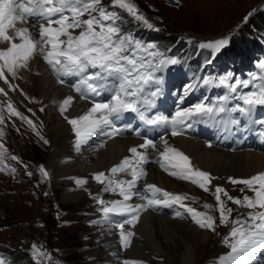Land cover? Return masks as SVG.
Masks as SVG:
<instances>
[{
  "label": "snow or ice",
  "instance_id": "snow-or-ice-1",
  "mask_svg": "<svg viewBox=\"0 0 264 264\" xmlns=\"http://www.w3.org/2000/svg\"><path fill=\"white\" fill-rule=\"evenodd\" d=\"M122 12L148 29L159 31L140 13L133 0H110L109 5L102 4V0H0V44L4 45L0 47V81L8 84L10 90H15V85L9 83L7 76L15 79L20 70L29 68L30 61L36 57L42 58L57 83L66 84L80 100L91 105L70 116L66 113L73 108L74 97L67 95L58 104L60 114L75 136L76 150L88 145L94 137L112 139L122 135L125 129L131 127L123 123L126 114L145 126L170 128L171 135L178 136L194 123L214 121L218 125H237L239 120L231 114L251 118L258 108H264V71L259 74L250 72L247 78L228 73L219 77L215 85L224 90V94L215 100L204 97L188 107H182L185 97L181 96L175 110L169 115H149L155 103L153 98L161 94V79L157 73L168 65H176L178 60L158 50L155 43L143 41L127 31L120 22ZM17 22L26 26L17 27ZM227 44L228 40L220 39L202 43L200 47L217 54ZM258 66L264 70V60H260ZM204 83L213 82L205 78ZM191 90V85L186 86L185 94ZM0 93H4L3 88H0ZM232 102L235 103L230 107ZM7 112L36 131L33 121L22 115L12 103L7 104ZM217 117L220 119L217 120ZM3 122L4 118L0 115V124ZM252 123L264 127V120H252ZM3 135L0 130V136ZM141 138L143 143L129 147L127 152L130 155H125L114 164L108 170V175L98 172L92 177L104 185L102 191L116 193L121 198L105 201L99 196L95 197L101 205L98 211L101 212L102 221L93 223L104 222L111 228L120 229L118 243L122 249H127L135 233L126 230V225L135 227L141 212L149 208H169L174 210L175 217H190L201 229L216 233L219 225L229 228L221 240L229 250L212 264H259L264 256V172L249 178L230 176V183L245 186L241 192L247 189L253 193L252 196L243 195L242 199L234 198L222 186L213 184L217 177L196 167L188 155L171 146L164 137H160L162 150L154 140L143 135ZM41 139L45 144L49 142L42 136ZM99 146L103 147V143ZM208 147H212V144L209 143ZM3 149L4 145L0 144V150ZM154 154L158 155L156 162L160 168L169 176L188 181L205 193L214 188L211 194L215 198V206L205 202L202 205L205 211H198L185 203L189 199L195 203L198 198L189 197L186 193H172L144 181L147 176L145 165ZM40 172L45 178L49 175L43 166ZM86 182L76 180L78 185ZM222 195L238 208L248 209L247 213L233 218V209L227 207ZM134 198L142 203H130ZM213 207L219 213V224L217 217L209 211ZM33 254L35 264H43V259H50L47 252L37 250L35 245ZM0 264H4V261L0 260ZM122 264L143 262L125 260Z\"/></svg>",
  "mask_w": 264,
  "mask_h": 264
},
{
  "label": "rangeland",
  "instance_id": "rangeland-1",
  "mask_svg": "<svg viewBox=\"0 0 264 264\" xmlns=\"http://www.w3.org/2000/svg\"><path fill=\"white\" fill-rule=\"evenodd\" d=\"M133 2L137 5L140 13L159 31L148 29L142 23L129 17L126 12H122V21L120 22L124 28L134 35L136 32L139 36L150 38L146 39V42L155 43L158 50L178 60L176 65H168L157 73L161 81L171 85L182 81L188 83V78L191 80L189 77L191 76L192 88L196 84L201 85L196 86V89L202 92L205 97L218 94L217 91L208 89L216 87L219 77L228 73L234 77L238 76L231 72L234 66L233 60L226 57L223 62H220L218 60L221 56L217 57L219 53L213 54L211 49L201 48L200 44L220 39L228 40L229 44L234 33L238 32L240 35L246 33L245 26L249 24L251 17L256 12L264 10V0H133ZM109 3L110 0H102L104 5H109ZM18 25L19 22L16 26ZM160 31H164V36L169 35L180 39V45L178 47L170 46L167 40L158 37ZM258 34L261 36L252 38L255 41L258 39V43L263 47L264 33ZM137 38L145 41L143 37ZM250 49L251 46H248L246 53L249 55L245 60V63L250 67L241 70L242 78H247L250 72L259 74L264 71L258 66V62L264 60V48H255L253 51ZM200 54L205 58V61L210 59H213L214 62L218 61L215 67L209 66L210 62L205 63V69L208 68V70L206 75L201 78H199L200 72L197 68L192 72V65L189 62ZM237 72L238 70L235 71V73ZM7 78L10 84L15 85V90H10L8 84L0 81V88H3L6 93V95L0 93V115L4 118L3 124H0V130L4 133L3 136H0V144L4 145V149L0 150L3 152V155L0 156V169H3L0 170V260H3L4 264H35L36 258L33 254V245H35L37 250L48 253L50 259H43V264H105V248L98 243L99 231L97 227H111L93 223L99 221L100 216L102 217L101 212L98 211L101 205L97 203L95 197L99 196L105 201L121 198L116 193L102 191L104 185L92 178L94 173H89L87 179L94 183L95 188L83 186V193L80 196L65 199L67 191L74 185L73 178L65 181L64 179L67 177L56 180L50 174L47 178L42 175L41 166L48 172L50 143L45 144L41 139L42 136L49 141L41 118L34 114L37 112L38 106L34 101H27L26 104L23 101H16L10 92H20L21 87L17 81L21 76L18 75L15 79L11 76H7ZM205 78L213 83L206 85ZM247 90L244 89V91ZM191 102H194V99ZM8 103H12L22 115L32 120L36 131L19 118L10 116L7 112ZM37 131L39 135H37ZM118 138H127L143 143V140L139 138ZM171 143L180 149L176 142L172 141ZM159 149L162 150L161 147ZM12 157H16V159L14 160ZM155 157L158 155L154 154L150 161ZM214 185L222 186L234 198L242 199L245 194L253 195L247 189L241 192L244 185L231 184L239 188L236 190L228 187L227 183L214 182ZM195 187L202 191L197 186ZM179 190L172 193H186L189 197L198 198L195 203L191 199L185 201L186 204L188 203L198 211H205L202 207L205 202L215 206V198L211 194L214 188L209 193L199 192L197 195L192 194L191 196L183 184H180ZM234 191L236 192L233 193ZM221 198L227 207L233 209V218L241 213H247L248 209L238 208L223 195ZM135 199L138 200L134 198L133 201ZM136 200L135 202H137ZM158 210L161 211L162 217L167 219L183 221L187 219L165 214L163 208ZM180 211L183 210L180 209ZM209 211L214 217H217V224H219V213L215 211L214 207ZM130 228L125 227L126 230L131 231ZM111 230L119 240L120 229L111 228ZM202 230L208 234L202 241L205 242L203 247L196 251V262L197 264H212L217 257L229 250L221 243L222 237L229 228L219 225L216 233L206 229ZM158 234L160 242L164 237L162 233L158 232ZM136 235L138 236H135L136 238L133 236L132 239H135L140 254L132 257L124 253L130 248L122 250L119 245L121 252L118 253L117 264H122L125 260L141 261L143 264H183L181 260L183 247L180 246L181 238L178 236L173 235L170 241L162 240L164 249L169 251V255L166 257L162 251L153 246L149 239L147 240L146 236H142V233ZM175 242L178 245H174Z\"/></svg>",
  "mask_w": 264,
  "mask_h": 264
},
{
  "label": "bare ground",
  "instance_id": "bare-ground-1",
  "mask_svg": "<svg viewBox=\"0 0 264 264\" xmlns=\"http://www.w3.org/2000/svg\"><path fill=\"white\" fill-rule=\"evenodd\" d=\"M24 26L26 25L19 22L17 27ZM0 47H4V45L0 44ZM18 75L21 76L20 80L17 81L21 90L20 92L12 91L10 93L16 101H23L25 104L27 101H34L36 106H38L37 112L34 114L38 118H41L50 143L48 153L50 162H48L47 166L49 174L56 180L64 179V177H67L64 179L65 181L69 178H73L74 180V185L72 189L67 191L65 199H73V197L80 196L83 193V186L95 188L94 183L87 179V175L89 173H94L95 175L98 172H105L108 175V170L114 164H117L125 155H130L127 149L140 143L127 138H118V136L112 139L101 136L94 137L93 140L89 141L88 145H84L80 150H76L74 143L75 136L71 131V126L60 114L58 104L67 95H72L74 97V106L66 113V115L70 116L77 115L81 109L90 107L91 105L85 100H80L78 95L69 86L57 83L56 78L52 76L42 58H34L30 61L29 68L20 70ZM184 90L182 96H184ZM37 99L40 100L38 101ZM185 102L186 98L183 103ZM160 137H164L173 147L174 145L171 142H176L180 147L179 150L188 155L196 167L208 171L212 176L217 177L213 181V184L214 182L220 184L227 183L228 187L236 190L239 188L235 186H241V184L232 186V183L228 179L230 176L236 179L249 178L259 172H264V144H261L259 141H254V144L247 149L227 151L213 147L214 143H211L212 147H208V144L200 141V139L195 140L187 136H172L171 134L158 136V133H153L151 139L156 142L158 148L161 147L162 149L163 144ZM100 143H103V147L99 146ZM157 159L158 157H155L145 165L147 171L146 182L154 183L158 187L161 186L160 188L170 192L180 191V184H183L190 196L204 192L203 190H197L195 185L188 181H183L184 183L175 182L178 179L167 175L166 172L159 169L156 162ZM119 178L130 179V177L124 176H120ZM77 179H83L87 182L83 185H78L76 183ZM211 190L213 188H210ZM135 200L130 201V203H142V201L136 200L137 202H135ZM98 220L102 221V217L100 216ZM99 225L110 226L104 222H101ZM136 225L135 228H132L130 225H126L125 227H131V231L135 233L134 237L138 236L136 235L137 233H142V236H146L147 240L149 239L153 246L162 251L166 257H168L169 251L168 249H164L162 240L170 241L173 235L181 238V245H179L183 247L181 253L183 264H197L196 251L203 247L205 242L202 241H204V238L208 234L193 223L190 217L186 221L171 220L149 209L141 212L140 219ZM97 229L99 231L98 243L105 248V264H117L118 253L121 252L117 237L113 235L111 228L97 227ZM158 232L162 233L164 237L160 242L158 240ZM176 244L178 245L175 242L174 245ZM128 248L130 249L124 253L132 257L139 253L134 238ZM259 264H264V259Z\"/></svg>",
  "mask_w": 264,
  "mask_h": 264
},
{
  "label": "trees",
  "instance_id": "trees-1",
  "mask_svg": "<svg viewBox=\"0 0 264 264\" xmlns=\"http://www.w3.org/2000/svg\"><path fill=\"white\" fill-rule=\"evenodd\" d=\"M246 33H242V35L238 34V32L234 33L232 37L230 38L229 44L227 47L222 49L219 55H225L227 58L234 57L239 58L241 54H246V50L248 46H254L252 48H259L260 45L257 41L253 40V36L258 35L261 36V33H264V10H261L259 12H256L249 22L245 26ZM164 31H160L159 38L167 40V43H169L170 46L174 45V47H178L181 43L180 39H177L173 36L166 35L164 36ZM183 49V48H181ZM197 60V58H195Z\"/></svg>",
  "mask_w": 264,
  "mask_h": 264
}]
</instances>
